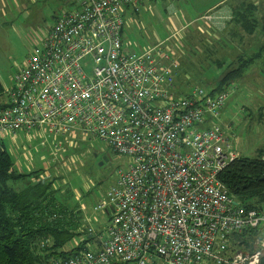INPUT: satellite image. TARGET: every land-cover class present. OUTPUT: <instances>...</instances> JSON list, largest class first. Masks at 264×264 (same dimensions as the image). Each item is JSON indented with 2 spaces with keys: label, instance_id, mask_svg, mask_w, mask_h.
I'll return each mask as SVG.
<instances>
[{
  "label": "built area",
  "instance_id": "built-area-1",
  "mask_svg": "<svg viewBox=\"0 0 264 264\" xmlns=\"http://www.w3.org/2000/svg\"><path fill=\"white\" fill-rule=\"evenodd\" d=\"M162 1L76 0L0 94V134L78 132L129 160L93 207L103 233L58 264H264V203L244 208L219 180L238 158L228 90L176 94L173 50L123 49L124 9Z\"/></svg>",
  "mask_w": 264,
  "mask_h": 264
},
{
  "label": "rangeland",
  "instance_id": "rangeland-1",
  "mask_svg": "<svg viewBox=\"0 0 264 264\" xmlns=\"http://www.w3.org/2000/svg\"><path fill=\"white\" fill-rule=\"evenodd\" d=\"M210 1L214 0H179L176 4L187 16L198 18L201 15L199 11ZM147 4L143 5L145 9H139L137 23L132 29L124 30L123 49L126 52L143 53L166 37L168 27L158 16L164 11L158 6L161 3L152 4L150 9H147ZM257 4L260 5L259 11L263 10L264 0H257ZM75 7L76 0H0V84L3 91L11 86L14 75L20 71L31 53L32 41L43 37L60 13ZM193 24H196L194 29L189 28L186 32L160 43L164 44V49L173 50L172 54L176 56L182 69L194 73L190 76L191 81L187 79L182 93H187L195 87L209 91V87L214 85V79L220 78L229 62L238 54L250 52V47L255 48L260 44L257 38H245L241 48L230 43L229 46L219 45L215 47L217 53L206 59L203 47L190 45L189 42H192L191 35L196 32L203 38L205 34L202 33L208 32L211 35V23H203L198 18ZM223 25L224 20L219 26ZM187 37H190L189 42ZM213 42L215 41L205 40L207 46L213 45ZM216 63H219L220 67ZM227 93L228 98L220 119L222 125L230 126L227 133L233 137L232 150L238 158L258 159V151L264 144L263 71L261 72L259 67L250 69L242 80L228 88ZM0 142L10 155L14 166H23L22 171H19L21 174H32L37 176V179H52L53 187L61 188L60 195L68 193L71 202L79 201L84 206V227L89 226L95 232L94 236L103 233L108 224V216L93 212V207L114 184L116 172L127 168V158L114 154L105 143L78 132L63 137L48 131L30 134L4 133L0 134ZM54 145L60 149L55 156Z\"/></svg>",
  "mask_w": 264,
  "mask_h": 264
},
{
  "label": "trees",
  "instance_id": "trees-1",
  "mask_svg": "<svg viewBox=\"0 0 264 264\" xmlns=\"http://www.w3.org/2000/svg\"><path fill=\"white\" fill-rule=\"evenodd\" d=\"M231 4V20L222 34L219 32L221 38L217 42L214 40L213 45L207 46L196 32L191 35L192 42L187 37L189 44L202 46L206 59L217 53L216 46H229V42L241 48L245 38H257L260 44L229 62L220 78L214 79V85L208 86L211 95L228 90L254 67L264 73V8L259 11L248 0H231ZM182 68L178 64L176 94L186 93L182 92L187 79L194 74ZM2 91L0 84V94ZM263 151L264 144L258 151V159L237 158L219 176L228 192L246 209H258L264 203ZM51 181L15 171L14 162L0 142V264L63 263L95 238L94 232L91 234L82 226V216L73 214L75 207L68 206L69 194L60 195L61 188H54Z\"/></svg>",
  "mask_w": 264,
  "mask_h": 264
},
{
  "label": "crops",
  "instance_id": "crops-1",
  "mask_svg": "<svg viewBox=\"0 0 264 264\" xmlns=\"http://www.w3.org/2000/svg\"><path fill=\"white\" fill-rule=\"evenodd\" d=\"M68 1V0H67ZM74 2V0H72ZM175 1V3L173 4V2ZM179 0H165L162 2H158L161 3L158 6H161L163 8V12L161 11V15H158L159 17L162 18V20L164 21V25L167 26L168 30H167V34L166 37L164 38V40H160L158 42V44L156 45H164V44H160L162 42H164L167 39H172V37L174 35H179L181 32L183 33L184 31L186 32V30H188L189 28L194 29L196 24L192 25L193 23H196V20L201 19L204 15L206 14H210L213 13L215 14L219 19V21L224 20V25L222 26V29H220L219 25H211L209 29L211 30V35L207 32V33H202L205 34L204 35V39L206 41L211 40V41H216L219 39V37L221 38V34L222 32L225 30V27L228 25V23L230 22V19L232 17V4L231 0H214V1H210L208 2V4L204 7V9L200 10V17L196 18V17H192V16H187L184 13L183 9H180V7H177V2ZM254 2L255 6H260L259 4H257V0L252 1ZM158 3H148L147 5V9H150V6L152 4L157 5ZM144 5V4H143ZM138 6V7H127L124 9L123 11V20H124V25H123V29H122V42L124 45V40H123V33L124 30H129L132 29V26L134 24L137 23V18H138V11L140 8H144V6ZM264 8V7H263ZM168 9V11L166 10ZM129 24V25H128ZM191 25V26H190ZM207 27V26H206ZM219 30V31H217ZM221 34H220V33ZM201 35V34H200ZM216 35V36H215ZM231 44V42H229ZM171 44V43H170ZM155 45V46H156ZM22 167L23 166H19V164H17L16 166H14V169L19 171H22ZM68 206H72L75 207L74 210L72 211L73 214L77 215V216H82V218H84V211L85 209H83V205H81L79 203V201H76L75 203L71 202V200H69L68 202ZM82 223H83V219H82ZM83 226V224H82ZM85 228H89V226H85Z\"/></svg>",
  "mask_w": 264,
  "mask_h": 264
},
{
  "label": "water",
  "instance_id": "water-1",
  "mask_svg": "<svg viewBox=\"0 0 264 264\" xmlns=\"http://www.w3.org/2000/svg\"><path fill=\"white\" fill-rule=\"evenodd\" d=\"M264 161V160H263ZM262 181H264V179H262Z\"/></svg>",
  "mask_w": 264,
  "mask_h": 264
}]
</instances>
